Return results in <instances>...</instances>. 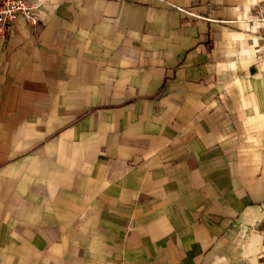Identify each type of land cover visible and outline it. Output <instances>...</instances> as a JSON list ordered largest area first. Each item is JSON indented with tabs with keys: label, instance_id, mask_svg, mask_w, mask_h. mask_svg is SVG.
Segmentation results:
<instances>
[{
	"label": "crops",
	"instance_id": "0c3cea01",
	"mask_svg": "<svg viewBox=\"0 0 264 264\" xmlns=\"http://www.w3.org/2000/svg\"><path fill=\"white\" fill-rule=\"evenodd\" d=\"M25 1L0 264H264V0Z\"/></svg>",
	"mask_w": 264,
	"mask_h": 264
},
{
	"label": "built area",
	"instance_id": "2783aa9c",
	"mask_svg": "<svg viewBox=\"0 0 264 264\" xmlns=\"http://www.w3.org/2000/svg\"><path fill=\"white\" fill-rule=\"evenodd\" d=\"M191 15L189 12L180 10ZM37 6L25 0H1L0 1V39L4 40L9 34L13 22L21 16L30 25L37 23ZM258 35L261 37V45L257 48L260 60L264 61V15L257 19ZM264 257V254H263Z\"/></svg>",
	"mask_w": 264,
	"mask_h": 264
}]
</instances>
